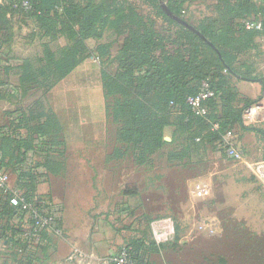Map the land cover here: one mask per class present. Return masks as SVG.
<instances>
[{"label":"trees","instance_id":"obj_1","mask_svg":"<svg viewBox=\"0 0 264 264\" xmlns=\"http://www.w3.org/2000/svg\"><path fill=\"white\" fill-rule=\"evenodd\" d=\"M29 1L30 10L22 8L19 0L0 3V26L9 23L8 14H20L34 18L51 41L60 36L66 41L56 47L47 46L40 63L28 61L22 66L21 97L4 96L0 89V102L13 106L9 122L0 125V170L11 173L12 185L22 189L27 199L55 203L51 192L39 191L42 182L50 183L52 173L65 168L66 157L63 129L47 94L79 68L86 54L99 58L98 78L106 114L110 126H115L110 134L112 143L107 146L109 163L126 158L138 164L152 163L150 155L173 144L164 140L168 124L190 131L186 142L176 145L180 150L170 155L187 152L192 161L202 160L208 143L229 157L225 134L236 127L253 128L244 122L243 113L256 101L245 100L239 106L238 88L232 79L236 75L256 77L247 71L249 66L245 67L240 56L252 48L256 34L264 36V30L246 29L242 21L253 16L264 20L263 3L225 0L227 17L222 26L213 22L195 26L209 43L159 5L154 18L127 0ZM168 6L181 15L179 1ZM157 17L162 19L161 24ZM108 31L112 38L102 41ZM91 40L96 41L94 46ZM203 80H209L217 94L204 101L208 112L201 115L192 110L188 98L199 92ZM138 190L125 188L123 194L140 196ZM143 202L140 200L136 207ZM134 209L130 203H121L113 212L119 223L134 216L128 227H121L132 233L124 237L120 248L126 247L139 264H154L152 254L168 248L170 241L157 242L153 236L148 237L146 229H150L151 221L135 216ZM18 215L17 207L0 190V240L12 248L18 264H36L40 245L33 246L21 237Z\"/></svg>","mask_w":264,"mask_h":264},{"label":"rangeland","instance_id":"obj_2","mask_svg":"<svg viewBox=\"0 0 264 264\" xmlns=\"http://www.w3.org/2000/svg\"><path fill=\"white\" fill-rule=\"evenodd\" d=\"M127 1L133 3L138 11L150 14L154 18L156 5L160 6L159 0ZM164 1L167 5H174L179 1L180 16L197 27L210 22L220 27L227 17L224 15L227 11L224 8L225 0ZM156 19L159 24L162 23L160 17ZM111 36V31L106 32L102 41L111 39ZM260 36L256 34L253 37L252 48L240 56L241 62L244 58L250 57L255 60L263 56L264 46L261 44ZM90 45L93 46L94 43L90 42ZM99 67V59L86 54V59L68 78L71 81L68 82L70 87L75 89L79 86L74 84L75 80L79 82L88 80L90 86L94 87L89 89L102 88L98 78ZM232 81L234 82V79ZM166 128L167 134H164V139L167 137L165 140L173 144L150 155L153 160L150 164H138L130 158L105 163L103 160L105 154L100 147L91 148L86 154L73 153L75 156L70 162L72 177H64L65 181L69 182L72 193L75 192L72 196L74 200L70 204L72 207L66 210L67 227L64 224L63 236L65 241L63 245L58 244L52 256L44 254L46 257L41 264H62V259L69 254V247L71 250L74 247L88 250V237H85V234L96 231L99 233L97 237L100 238L101 234H104L102 233L104 230L101 231L92 219L101 222L108 215H113L116 210L115 204L122 201L121 190L134 186L141 190L140 197L144 201L140 207L134 206V203L139 204L140 201H128L135 207V216L155 222V226L146 229L148 237L159 239V234L167 232L161 223L172 224L170 240H167L170 241L169 247L165 249L168 251L170 263L264 264V182L257 171L249 165L264 161V140L259 148L253 147L255 149L253 152L246 148L245 154L248 156L246 163L222 156L209 143L203 150L202 160L192 161L187 152L170 155L171 151L180 150L178 149L180 146L177 148L176 145L186 142L190 131L174 124H168ZM263 129L264 127L261 130ZM234 132L236 130L232 131L233 134ZM237 132L241 134L240 131ZM261 135L264 139V131ZM88 157L90 160L86 162L84 159ZM86 165H90L94 170L96 166L104 168L102 170L104 175L99 177L80 175L87 169L82 168ZM91 169L88 168V171L94 172ZM202 177L210 180L214 190L213 198L195 203L191 192L192 182ZM133 217L130 215L125 217L119 225H129ZM206 217L217 218L221 224V231L213 234L205 226L201 227L198 222ZM131 233L125 230L127 237ZM16 258L12 248L0 240V264H18ZM154 260L159 262L160 256L154 257Z\"/></svg>","mask_w":264,"mask_h":264},{"label":"crops","instance_id":"obj_3","mask_svg":"<svg viewBox=\"0 0 264 264\" xmlns=\"http://www.w3.org/2000/svg\"><path fill=\"white\" fill-rule=\"evenodd\" d=\"M8 17H10L9 23L5 26H0V80L4 83L1 84L0 89L4 96L21 97L24 93L22 88H20L22 66L28 61L40 63L44 58V50L47 46L56 47L61 42L64 43L66 39L60 36V39L51 41L49 36L45 35L40 29L34 18L25 17L20 14H8ZM260 39L261 44L264 46V36L261 35ZM90 42L94 43V45L96 43L94 40ZM242 63L245 67L249 66V70L247 71L256 77L255 79H246L236 75V78H234V83L238 88L241 100L238 101L239 106H243L245 100L264 104V54L255 60L250 57L244 58ZM69 77L58 82L47 94L48 103L58 117L63 129L66 149L65 168L59 169L57 174L52 173L50 183L45 182L39 185V191L41 193L51 192L55 203L62 209L63 235L44 234L45 243L40 245L36 264H41V261L44 260L47 254L52 256L58 244H64L65 239L63 236L65 235V227H67L65 220L66 210L71 209L72 205L70 204L74 200L72 196L75 193H72L68 184L69 182L65 181L64 177H72L70 162L75 156L73 153L86 154V152L91 151V148L100 147L105 154L103 158L104 162L110 161L107 156L109 151L107 146L112 143L110 141L112 127L108 122L102 88L98 90L89 89V87H94L90 86L88 80L86 82L84 80H80V82L79 80H75L74 84L79 86L72 89L69 84L71 83L68 80ZM75 91L78 92L75 93ZM11 109H13V106L7 101L0 102V125L9 122V111ZM250 126L253 127L250 130H241L236 127V132L232 135L237 138L238 146L243 152L247 149L253 152L255 151L253 147L259 148L260 143H263L264 139L261 133L264 129L262 132L258 130L264 127V111L258 121L250 124ZM237 131H240L241 134L239 135ZM164 134H167V128ZM254 158L259 157L254 156ZM84 160L88 162L90 158L88 157ZM246 160L248 159L246 158ZM111 161L115 162L117 159ZM85 167L87 169H84V172H78V174L94 177L104 175L102 172L104 168L100 169L96 166V170H94L90 165L82 168ZM88 168H92L91 170L94 172L88 171ZM134 188L138 189L137 186H134ZM124 190L125 188L121 190L122 201L117 202L115 207L121 203H129L128 201L131 202L133 200L136 202L137 200H141L139 195L130 197L124 195ZM138 191L141 190L139 189ZM134 204V206H138V203ZM115 218L116 214H110L101 222L100 220L96 222V219H92L101 231L104 230L102 231L104 234H101V238L97 237L99 233H96V231L89 232L87 235L85 234V237H88L89 249H82L81 256L69 261L68 257L72 252L69 247V254L62 259V264H112L105 262L104 258L109 253L120 248L124 244V237L126 236L125 230L121 228L122 226L119 225V222H115ZM161 225L166 229L172 228V224L169 222L161 223ZM153 226H155V222L150 223V227ZM96 230H98L97 227ZM73 234L77 235L78 233ZM168 255V251L163 250L159 254H152V260L154 264H172L168 259ZM156 256H160L159 262H155L154 257Z\"/></svg>","mask_w":264,"mask_h":264},{"label":"built area","instance_id":"obj_4","mask_svg":"<svg viewBox=\"0 0 264 264\" xmlns=\"http://www.w3.org/2000/svg\"><path fill=\"white\" fill-rule=\"evenodd\" d=\"M255 1L264 4V0ZM18 3L25 10H30L32 7L29 0H19ZM242 22L246 29L264 30V20L259 16L246 18ZM216 94L217 91L211 88L209 80H203L199 92L194 96H190L188 98V103L191 105L192 110L195 113L204 115L208 112L207 107L204 105V101L210 97H215ZM263 111L264 104L260 102L253 103L244 110V122L246 124L257 122L262 116ZM232 135L233 133L229 131L224 136V139L226 140V154L233 159L246 163L247 160L244 152L238 146L237 138ZM249 165L257 171L260 179L264 182V161ZM39 170L43 171L42 168H39ZM11 177V173L7 170H0V190L9 198L11 205L17 207L19 214L17 219L23 228L21 237L24 240H29L33 246H37L45 243L44 234L46 233H53L59 236L63 235L62 209L56 203H48L44 200H38L37 198L27 199L24 196L22 189L14 187L11 184ZM192 183L191 192L195 203L213 197L214 190L209 179L202 177L196 179ZM198 223L201 227L205 226L210 233L214 234L221 231L220 221L215 217H206ZM163 229L167 232L159 234V239L156 238L157 241L170 240V228ZM81 255V249L74 247L68 260L72 261ZM104 261L112 264H139L126 247H122L119 250L109 253L106 258H104Z\"/></svg>","mask_w":264,"mask_h":264},{"label":"water","instance_id":"obj_5","mask_svg":"<svg viewBox=\"0 0 264 264\" xmlns=\"http://www.w3.org/2000/svg\"><path fill=\"white\" fill-rule=\"evenodd\" d=\"M160 2V6L162 7V9L174 20H176L178 23L184 25L186 28L190 29L192 32L196 33L197 35H199L202 39H204L205 41L209 42L210 41L204 36V34L198 30L194 25H192L191 23H189L188 21H186L182 16L175 14L167 5V3L164 0H159ZM221 56V55H220ZM165 139H167V137H165Z\"/></svg>","mask_w":264,"mask_h":264}]
</instances>
